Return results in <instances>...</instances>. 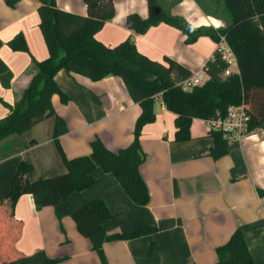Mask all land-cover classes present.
Masks as SVG:
<instances>
[{"label": "crops", "instance_id": "0c3cea01", "mask_svg": "<svg viewBox=\"0 0 264 264\" xmlns=\"http://www.w3.org/2000/svg\"><path fill=\"white\" fill-rule=\"evenodd\" d=\"M159 2L172 15L183 16L195 27L225 25L222 15L207 5L213 0ZM56 3L63 10L87 15L83 0ZM114 3V16L106 21L96 39L113 47L131 36L139 52L152 60L164 62L166 56L170 57L189 68L191 76H201L204 82L208 79L204 66L217 49V42L201 36L187 44V36L166 23L138 34L126 27V18L133 12L148 18L149 0ZM39 6V0H18L15 6L0 0V60L13 74L9 88L0 80V119L10 113L29 86L32 56L43 60L49 55L40 29ZM17 34L24 35L29 52L8 45ZM54 79L70 98L63 103L59 94L52 96L61 120L50 118L37 123L24 134L20 144L13 138L0 141V199L8 196L21 161L33 165L29 173L32 182L65 171L56 163L50 136L55 124L68 159L91 154L95 138L115 152L134 139L142 108L132 99L121 77L93 81L61 69ZM155 112L156 120L146 124L141 134L147 155L140 166L150 192L147 205L136 204L116 176L100 167L94 171V185L69 197L75 207L88 200H104L113 214L104 224L109 234L130 233L146 226L156 228L140 237L106 242L108 263L212 264L218 260L217 247L241 228L255 263L264 264V196L258 191L264 190V128L232 134L228 153L215 159L210 155L214 140L208 135L213 127L209 120L194 118L192 138L176 141V114L166 108L161 96L156 97ZM152 243L153 261L149 259ZM38 250L52 258H62L57 264H102L91 240L79 232L71 216L59 219L53 206L38 209L32 194L22 195L13 213L5 200L0 201V261Z\"/></svg>", "mask_w": 264, "mask_h": 264}, {"label": "trees", "instance_id": "16d2710c", "mask_svg": "<svg viewBox=\"0 0 264 264\" xmlns=\"http://www.w3.org/2000/svg\"><path fill=\"white\" fill-rule=\"evenodd\" d=\"M17 1L6 0L10 6H15ZM83 1L87 5V15L63 10L56 0H39L40 29L49 55L43 60L32 56L33 77L11 107L10 113L0 119V141L13 138L14 142L20 144L24 134L37 123L50 118L56 122L61 120L52 104L54 94H59L63 103L70 99L54 79L61 69L84 75L93 81L107 76L121 77L132 99L142 108L136 120L134 139L128 146L115 152L107 148L100 138H95L91 142V154L68 159L55 124L50 136L56 163L63 166L65 171L32 182L29 173L33 165L21 161L8 196L0 201L5 200L13 213L19 198L32 194L38 209L53 206L59 219L71 216L79 232L91 240L102 264H109L104 253L106 242L140 237L155 232L156 228L146 226L130 233L109 234L104 224L113 214L106 202L93 199L75 207L69 200L71 193L94 185V171L100 167L116 176L136 204L149 203L148 185L140 172V166L147 156L141 145V134L146 124L156 120L157 96H161L166 108L176 114V141L192 138L194 118H225L228 108L233 105L244 104L250 114L248 132L264 128V0H221L229 19L219 27H195L183 16L172 15L159 0H149L148 18L136 12L128 14L126 27L138 34H145L151 27L166 23L182 31L187 36V44L195 43L201 36H209L217 43L222 36L225 37L236 56L238 71L224 75L229 64L217 48L204 66L208 79L190 89L183 86L192 75L189 68L167 56L164 62L152 60L139 52L131 36L113 47L96 39V34L115 14L114 0ZM8 45L14 50L29 52L23 34L15 35ZM12 78V72L0 60V80L4 87H10ZM208 135L214 140L210 151L213 158L228 153L230 132L212 127ZM258 191L264 196V190L259 188ZM217 254L218 260L212 264H256L241 228H237L225 244L217 247ZM149 259H155L153 243ZM61 260L48 256L44 250H38L30 255L2 260L0 264H57Z\"/></svg>", "mask_w": 264, "mask_h": 264}, {"label": "built area", "instance_id": "2783aa9c", "mask_svg": "<svg viewBox=\"0 0 264 264\" xmlns=\"http://www.w3.org/2000/svg\"><path fill=\"white\" fill-rule=\"evenodd\" d=\"M218 49L223 58L228 62L229 66L225 70L224 75H231L236 72L233 66L238 68L237 59L226 42L225 37L222 36L221 41L218 43ZM238 71V70H237ZM201 76H190L184 83L185 89H190L193 86L203 84ZM250 114L247 112L244 104L233 105L228 108V114L225 118L210 119L209 122L214 128H218L228 132H235L238 135L248 134V126L250 121Z\"/></svg>", "mask_w": 264, "mask_h": 264}, {"label": "rangeland", "instance_id": "374dc122", "mask_svg": "<svg viewBox=\"0 0 264 264\" xmlns=\"http://www.w3.org/2000/svg\"><path fill=\"white\" fill-rule=\"evenodd\" d=\"M214 2H212V4H207V5H210L211 6V9L212 10H214V11H216L218 14H221L222 15V19L225 21V23H226V21L229 19L228 17V13H227V11L225 10V7H224V5H222L221 3H220V1L219 0H213ZM206 4V3H205ZM208 7V6H207ZM224 23V24H225ZM217 48H218V46H217ZM233 70H237V67H235V66H233ZM237 72V71H236ZM34 74V73H33ZM260 132H261V130H260ZM235 132L233 131V132H231V135L232 134H234Z\"/></svg>", "mask_w": 264, "mask_h": 264}]
</instances>
